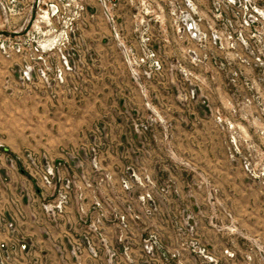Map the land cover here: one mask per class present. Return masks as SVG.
<instances>
[{
	"label": "rangeland",
	"instance_id": "rangeland-1",
	"mask_svg": "<svg viewBox=\"0 0 264 264\" xmlns=\"http://www.w3.org/2000/svg\"><path fill=\"white\" fill-rule=\"evenodd\" d=\"M0 178V264H264V0H0Z\"/></svg>",
	"mask_w": 264,
	"mask_h": 264
},
{
	"label": "built area",
	"instance_id": "built-area-1",
	"mask_svg": "<svg viewBox=\"0 0 264 264\" xmlns=\"http://www.w3.org/2000/svg\"><path fill=\"white\" fill-rule=\"evenodd\" d=\"M14 1V0H13ZM1 179V178H0ZM2 180H5V178L3 177L2 178ZM4 182V181H3ZM3 212V213H2ZM1 215H2V217H1V224H2V226L4 227V229L6 230V231H8L9 230V228L11 227V223H10V219H9V217L7 216L8 214L7 213H5V211L4 210H1ZM23 248V247H22Z\"/></svg>",
	"mask_w": 264,
	"mask_h": 264
}]
</instances>
